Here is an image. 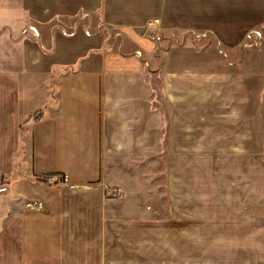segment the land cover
Returning a JSON list of instances; mask_svg holds the SVG:
<instances>
[{
	"label": "crops",
	"instance_id": "1",
	"mask_svg": "<svg viewBox=\"0 0 264 264\" xmlns=\"http://www.w3.org/2000/svg\"><path fill=\"white\" fill-rule=\"evenodd\" d=\"M0 63V264L264 247V0H0Z\"/></svg>",
	"mask_w": 264,
	"mask_h": 264
},
{
	"label": "rangeland",
	"instance_id": "2",
	"mask_svg": "<svg viewBox=\"0 0 264 264\" xmlns=\"http://www.w3.org/2000/svg\"><path fill=\"white\" fill-rule=\"evenodd\" d=\"M0 65L2 64L0 63ZM157 170H159V172L161 171L160 168ZM156 183L161 186L157 190L160 196H155L154 199L157 203H155L153 207L157 213H160L161 216H165L170 208L166 202L165 196L161 194L165 191V188L163 189L162 187L163 178H159ZM228 210L231 211L227 204H220L218 211L221 213V217L224 218L223 214H227ZM190 224L195 225V223L192 222ZM256 225H264V220H262V222H257ZM228 226L229 220L221 219L220 226L217 229L218 231H226ZM190 232L194 231L191 230ZM183 238L188 241L187 248H184L187 250L186 253L184 251L178 252L177 249L175 252L166 254L162 246L156 244L154 251H156L158 256L157 261H152L151 263L145 261L144 263L142 262V264H248V262H250V264H264V247L261 249L259 242L251 243V259L245 261L242 250V237L221 235L216 237L187 236ZM173 239V242L177 245L180 244L179 237ZM255 239L259 241L260 237L257 236ZM214 248L216 250L213 252L212 249ZM170 251H174V249Z\"/></svg>",
	"mask_w": 264,
	"mask_h": 264
},
{
	"label": "built area",
	"instance_id": "3",
	"mask_svg": "<svg viewBox=\"0 0 264 264\" xmlns=\"http://www.w3.org/2000/svg\"><path fill=\"white\" fill-rule=\"evenodd\" d=\"M144 33L154 42L161 43L163 41V37L158 33V26L155 22H148L144 27ZM59 178L56 176L48 177V184H57L59 182ZM108 198L120 200L123 198V191L117 188H111L107 190ZM27 208L32 210L40 211L42 210V204L38 202H29L27 203Z\"/></svg>",
	"mask_w": 264,
	"mask_h": 264
},
{
	"label": "trees",
	"instance_id": "4",
	"mask_svg": "<svg viewBox=\"0 0 264 264\" xmlns=\"http://www.w3.org/2000/svg\"><path fill=\"white\" fill-rule=\"evenodd\" d=\"M33 118H35V116H33Z\"/></svg>",
	"mask_w": 264,
	"mask_h": 264
}]
</instances>
